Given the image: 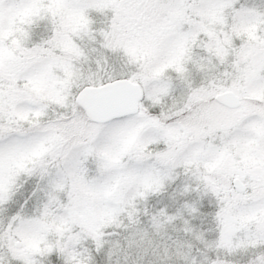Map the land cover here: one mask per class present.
<instances>
[{
  "label": "snow or ice",
  "instance_id": "obj_1",
  "mask_svg": "<svg viewBox=\"0 0 264 264\" xmlns=\"http://www.w3.org/2000/svg\"><path fill=\"white\" fill-rule=\"evenodd\" d=\"M0 264H264V0H0Z\"/></svg>",
  "mask_w": 264,
  "mask_h": 264
}]
</instances>
